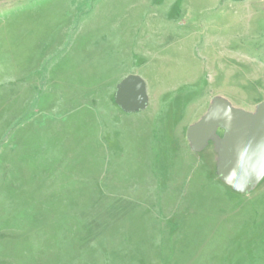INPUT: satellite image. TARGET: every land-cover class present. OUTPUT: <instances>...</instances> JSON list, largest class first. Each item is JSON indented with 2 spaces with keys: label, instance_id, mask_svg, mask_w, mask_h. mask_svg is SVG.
Wrapping results in <instances>:
<instances>
[{
  "label": "rangeland",
  "instance_id": "rangeland-1",
  "mask_svg": "<svg viewBox=\"0 0 264 264\" xmlns=\"http://www.w3.org/2000/svg\"><path fill=\"white\" fill-rule=\"evenodd\" d=\"M215 99L264 102V0H0V264H264V176L185 136Z\"/></svg>",
  "mask_w": 264,
  "mask_h": 264
},
{
  "label": "water",
  "instance_id": "water-1",
  "mask_svg": "<svg viewBox=\"0 0 264 264\" xmlns=\"http://www.w3.org/2000/svg\"><path fill=\"white\" fill-rule=\"evenodd\" d=\"M114 103L125 114L144 111L148 105L144 80L138 75L126 76L115 88ZM218 128L225 131L229 146L228 163L219 176L233 190L247 193L264 176V102L249 113L215 99L185 136L194 148L205 144Z\"/></svg>",
  "mask_w": 264,
  "mask_h": 264
}]
</instances>
